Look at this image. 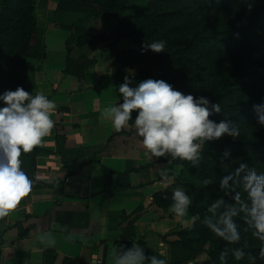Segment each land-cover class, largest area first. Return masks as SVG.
Wrapping results in <instances>:
<instances>
[{
    "label": "crops",
    "instance_id": "obj_1",
    "mask_svg": "<svg viewBox=\"0 0 264 264\" xmlns=\"http://www.w3.org/2000/svg\"><path fill=\"white\" fill-rule=\"evenodd\" d=\"M61 13L65 22L58 17ZM70 15L86 14L57 10L55 21L67 26ZM63 31L64 39H74V32ZM34 49L45 54V59H37L34 94L44 93L57 107L52 132L20 159L29 178L40 176L39 182L48 187L33 188L0 218V264H48L47 251L52 252V264H64L68 258L115 264L133 246L144 251L145 264H151L148 257L153 252L167 259L168 245L161 238L168 228L177 229L171 226L177 218L164 217L153 204L167 178L155 175L158 164L141 169L153 157L145 156L137 136L116 132L101 118L106 105L123 102L118 92L122 83L115 82L110 67L112 53L100 46H67V41L54 56L47 44ZM69 61L75 64L72 73H67ZM147 233L158 238L160 247L142 244ZM46 234L55 238L54 247L39 242Z\"/></svg>",
    "mask_w": 264,
    "mask_h": 264
},
{
    "label": "trees",
    "instance_id": "obj_2",
    "mask_svg": "<svg viewBox=\"0 0 264 264\" xmlns=\"http://www.w3.org/2000/svg\"><path fill=\"white\" fill-rule=\"evenodd\" d=\"M34 1L36 0L1 2L0 94L21 86L29 92L31 56L45 59V54L39 55L31 51L32 38L38 29V20L31 15ZM117 1L119 0H115ZM145 2V5L126 18L119 12L116 14L119 26L115 37L116 42L123 37L131 38L140 51L155 59L157 62L155 71L143 75L145 77L143 79H163L185 95L192 94L194 98L206 97L210 100V111L212 104H219L220 112L212 111L209 117L216 123L232 122L240 126H256L258 131L261 130L264 126L258 124V113L254 105L264 104V0H229L228 5L224 6L225 13L223 12L222 16L200 19L195 23L192 18L196 15L192 16L189 23L186 22L184 17L185 14L189 16L188 10L193 14L194 6L198 10L201 9L202 13H216L220 10L218 1L145 0ZM103 3V0H62L59 8L65 12L91 13L103 10ZM127 21L132 23L133 32L127 29ZM79 34L77 41L79 46L95 44L103 39L102 35L88 31ZM158 40L166 42L163 52L157 53L147 48L148 44ZM199 47L201 51H198ZM206 58L225 65L231 64L230 73L224 74L209 90L199 84L201 80L199 74L210 71ZM74 66L75 64L69 61L67 73H72ZM114 69L115 82L123 83L124 72L117 64ZM4 106L6 105L3 101H0V107ZM203 146L205 150L197 166H192L188 161L173 159L171 155L160 157L157 163L170 162L171 168L174 164H184L191 167L199 179L205 177L222 179L234 171L239 163L246 161L259 160L264 164V139L252 135L228 138L225 134V137L222 136L220 139L206 141ZM225 150H229L231 155L221 165V157ZM154 165L155 162L148 163L141 169H148ZM45 187H48V184L38 181L34 183L32 189ZM165 194L164 191L156 193L155 200L163 199ZM203 197V188L196 186L189 211L201 225L206 226L204 218L210 214L201 204ZM178 234L181 239L167 240L169 246L167 261L153 253H149L148 258L163 259L166 264H185L194 261L200 252L193 250L192 230L183 229ZM127 244L131 245L132 240H127ZM46 256L47 263L52 264V252L47 251ZM219 263L218 260L216 264ZM64 264L87 263L68 258ZM227 264L242 262L236 261L229 251Z\"/></svg>",
    "mask_w": 264,
    "mask_h": 264
},
{
    "label": "clouds",
    "instance_id": "obj_3",
    "mask_svg": "<svg viewBox=\"0 0 264 264\" xmlns=\"http://www.w3.org/2000/svg\"><path fill=\"white\" fill-rule=\"evenodd\" d=\"M165 46V41L158 40L148 44L147 48L159 53ZM130 84L132 79L126 75L118 88L123 102L106 105L101 118L110 121L116 132H121L129 127L133 110H138L134 127L136 136L142 138L147 158L170 154L173 159L195 165L200 161V148L206 141L220 139L225 134L233 138L240 135L239 129L229 122L216 123L209 119L212 111L220 112V105L212 104L210 111V100L206 97L185 95L163 79L148 78L135 87ZM0 101L6 105L0 107V218H4L31 192L34 183L41 180L40 176L29 178L22 170L20 158L22 153L42 145L44 138L52 132V114L57 105L44 93L31 95L22 86L4 91ZM254 108L258 113V124L264 126V104L254 105ZM230 155L229 150L223 152L221 165ZM211 182L206 179L203 184ZM219 187L225 195L232 194L234 203H226L223 197L210 203L207 207L210 215L204 218V224L216 237L236 245L241 241V232L235 218L242 217L246 230L250 229L251 235L261 243L259 258L264 260V172L247 163H239L220 180ZM238 189H242L243 198ZM171 199L169 212L183 222L192 204L191 196L177 187ZM38 239L46 248L56 245L51 234L40 235ZM229 251L236 261L246 255L242 247L231 248L221 252L220 264H227ZM145 260L144 251L133 246L119 255L115 264H145ZM151 264H166V261L152 257Z\"/></svg>",
    "mask_w": 264,
    "mask_h": 264
},
{
    "label": "rangeland",
    "instance_id": "obj_4",
    "mask_svg": "<svg viewBox=\"0 0 264 264\" xmlns=\"http://www.w3.org/2000/svg\"><path fill=\"white\" fill-rule=\"evenodd\" d=\"M62 0H36L32 3L34 4V8L32 10L31 15L36 17L38 20V29L36 33L34 34L31 42V51L32 53L35 52L34 46H43V44H47L49 47L50 53L54 56V54H57L59 48L61 45L64 44L65 41H67V46L69 44L74 43L77 45L79 33L83 31H88L89 33L102 35L103 39L100 40V42L95 44H86L84 45L86 48H94L99 47L102 49H106L107 51L112 53V62L110 64V67L112 68L113 76L115 73L114 66L115 64L118 65V67L124 72L125 76L128 75L132 79V84L130 86L134 87L138 85L141 81L145 80L143 75H147L149 73H152L156 69L157 62L155 59H153L149 54L142 52L138 49L137 44L135 41H133L131 38L123 37L118 42H116L115 37L117 36V29L119 26V18L117 17V13L119 12L123 17L126 18V16L134 14L138 9H140L143 5L146 4L145 0H119L115 2V0H103L104 9L99 12H84L86 15L89 14V17L84 15V17H76L77 15H70L68 21H73V25L69 26V22H66L68 25L62 24L61 22L55 21L58 19L63 18L62 21H66L65 18L62 17L63 13H61L60 16H56L57 10H60ZM218 5L220 6V10L218 12H210V13H202L201 9L194 8V13L191 14L189 10L187 13L189 16L187 17L185 14V20L189 23L192 16V21L195 23L197 20H203L205 18H211V17H218L222 16V13H225L224 6L228 5L229 0H217ZM2 0H0V13L2 12V6H1ZM97 6V5H96ZM218 6V7H219ZM98 7V6H97ZM122 8V9H121ZM121 9V10H120ZM59 12V11H58ZM77 12V11H76ZM53 16V17H52ZM197 17V18H195ZM131 22L127 21V29L133 32V29L131 28ZM53 26V27H52ZM57 30V33H53L54 27ZM59 28H63L64 30L72 33V36H74V39L72 37H66L64 39V31L63 29L58 30ZM63 32V33H61ZM77 33V34H76ZM114 33L113 35H111ZM109 37V38H108ZM88 45V46H87ZM94 46V47H92ZM198 51H201V48H198ZM31 70H30V76L28 79V87H29V93L31 95H35V89L36 83L35 81V75L37 74V62L38 58L35 56H31ZM41 59V58H40ZM209 65L210 71H205L203 73H200V79L199 84L203 86L206 90H209L213 88L215 84H217L221 77L224 74H229L231 69V64L225 65L221 64L220 62H215L214 60L210 58L205 59ZM193 70V69H192ZM212 70V71H211ZM192 75L195 76L194 72H192ZM33 80V81H32ZM205 92V91H204ZM138 114V110H133L132 113V119L129 121V127L127 130H122L119 133H127L129 135L136 136V130L134 127V121L136 118V115ZM216 119V118H214ZM225 120L224 118H221ZM231 126H234L239 129L240 135H252L259 139H264V127H262L261 130L258 131L256 129V126H248V125H239L234 124L230 122ZM228 136V135H227ZM238 136V137H239ZM225 137V135H224ZM228 138H233L228 136ZM140 141L142 140L141 137H138ZM204 146L201 145L200 148V154L204 152ZM170 154H166V156H169ZM160 157H153V162L155 164H158V169L155 171L156 176H165L167 178L168 184L164 188V192L166 193L163 197V199L154 200L153 204L159 207L162 210L163 216L168 217L170 219H174V214L169 212V207L172 203V193L173 190L177 187L183 188L192 198L195 196V187H202L204 197L202 199L201 204L204 209L207 212V207L210 203L215 201L216 199H219L223 197L226 201V203H234L232 200V194L225 195L224 192L220 189L219 184L220 180L216 177H205L204 179L197 178L191 167H188L184 164H174L171 168V163H157V160ZM238 161V158H237ZM248 162L250 167H255L258 171L264 172V164L260 162L259 160H252V161H246ZM244 162V163H246ZM197 164L192 166H197ZM231 168V167H228ZM211 180L212 182L208 185H204V180ZM232 184V183H231ZM242 193V198L244 196L242 189H238ZM208 213V212H207ZM238 228L241 232V241L236 245H229L226 241L222 240L219 237H216L208 228L207 226L201 225V222L191 215L190 211L188 210V215L183 218V222H181L179 219H177L171 226L174 228H177L175 230L168 228L165 235L162 236L161 239L165 240L167 243V238H174L176 239L180 238L181 236L178 234L180 230L183 229H189L192 230V243L194 245V252H200L198 253L197 257L194 259V261L186 262L185 264H200L204 261H212L213 263H218L219 256L221 252L230 250L234 247H242L245 251L246 255L245 257L240 260L242 264H264V260H261L259 258V250L261 247V243L256 240L251 235V230L247 229V225L245 224L242 217H236L235 218ZM170 222V221H169ZM172 223V222H171ZM169 223V224H171ZM176 225V227H175ZM204 230V231H203ZM201 236V237H200ZM200 237V239H199ZM184 239V238H183ZM158 238L153 234L147 233L144 238L142 239V244L151 243L155 247H160L159 244H157ZM171 240V239H170ZM185 240V239H184ZM167 259L169 255V246L167 248ZM154 254V252H153ZM155 255L159 256L158 252H155ZM164 258V257H163ZM166 261L167 259L164 258ZM220 264V263H219Z\"/></svg>",
    "mask_w": 264,
    "mask_h": 264
},
{
    "label": "water",
    "instance_id": "obj_5",
    "mask_svg": "<svg viewBox=\"0 0 264 264\" xmlns=\"http://www.w3.org/2000/svg\"><path fill=\"white\" fill-rule=\"evenodd\" d=\"M200 264H215V263H213L212 261H204V262H202Z\"/></svg>",
    "mask_w": 264,
    "mask_h": 264
}]
</instances>
